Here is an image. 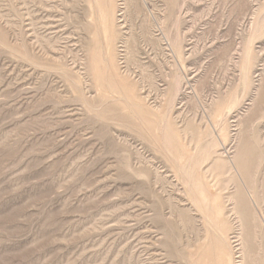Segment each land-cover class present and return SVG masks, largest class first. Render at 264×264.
<instances>
[{"label": "rangeland", "instance_id": "rangeland-1", "mask_svg": "<svg viewBox=\"0 0 264 264\" xmlns=\"http://www.w3.org/2000/svg\"><path fill=\"white\" fill-rule=\"evenodd\" d=\"M0 264H264V0H0Z\"/></svg>", "mask_w": 264, "mask_h": 264}, {"label": "bare ground", "instance_id": "bare-ground-1", "mask_svg": "<svg viewBox=\"0 0 264 264\" xmlns=\"http://www.w3.org/2000/svg\"><path fill=\"white\" fill-rule=\"evenodd\" d=\"M190 175V174H189Z\"/></svg>", "mask_w": 264, "mask_h": 264}]
</instances>
